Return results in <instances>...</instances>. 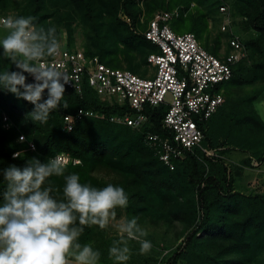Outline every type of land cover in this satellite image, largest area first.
I'll return each instance as SVG.
<instances>
[{"label": "trees", "instance_id": "16d2710c", "mask_svg": "<svg viewBox=\"0 0 264 264\" xmlns=\"http://www.w3.org/2000/svg\"><path fill=\"white\" fill-rule=\"evenodd\" d=\"M29 1L33 3V9L28 16L35 17L36 26L46 30L47 20L55 13L41 10L44 0ZM67 1L84 10L83 17L87 22L91 21V27L95 31L99 28L92 37V43L90 42L93 48L86 47L84 54L87 57L97 56L101 63L113 68H124L115 63L118 53L123 49L140 50L141 61L147 64V55L157 51L156 45L144 36L147 25L156 11H170L174 8L180 11L179 16L174 18L192 16L196 19L193 29L188 32L193 33L199 42L203 39L208 45V48H205L207 51L217 55L223 47L226 53L229 52L230 48L226 45L228 32L219 29L217 39L209 44L208 37H204L207 12L213 11L214 19L221 23L223 15L219 6L223 1L231 8L233 30L241 36V42L247 50V59L233 65L231 77L215 87L217 90L228 87L230 93L223 94L224 102L204 122L202 145L212 153L206 154L196 148L183 154L180 159H172V169L159 159V147L145 138L146 133L157 134L162 139L170 136L171 132L162 126V117L166 110L163 105L155 108L145 106L142 113L146 120L138 129L111 122L108 119L111 115L132 116L135 112L126 103H110L102 99L85 81L80 93L65 86L66 91L61 103H67L68 107L61 106L53 110L47 123L41 124L29 117L34 105L0 88V204L3 202L2 193L7 186L2 170L9 165L23 168L34 158L47 162L59 154L69 158L67 170L75 171L87 167L93 169L109 159H114L115 163L111 162V166L132 185L126 207L128 213L136 215L147 210V203L151 200L150 194L166 201L174 197L173 192L175 196L180 193L182 196L184 193L190 195L189 204L173 214L174 219L190 221V227L175 248L163 259L162 264H199V260L201 264H217L216 259L219 258L220 262V256L224 254H241L242 259L256 256L259 252L258 246L264 241V199L258 194L245 195L235 190V173L223 156L230 151L246 149L249 152L242 161L243 165L255 168L264 161V135L261 133L264 130V122L248 114L251 109L250 102L257 93L254 91L241 97L242 113L237 111L236 101L229 99L235 87L249 83L250 80L244 78L247 72L255 74L257 65L264 68V0H215L211 8L203 6L204 1L196 5L193 0H150L151 8L148 15H144L143 22V12L138 3L144 0H121L117 13L120 11L129 21L113 14V20L102 32L101 8L95 7L91 0ZM191 3L195 5V13L190 12ZM5 6V0H0V10ZM113 8L115 12L116 8ZM0 14L4 13L0 11ZM68 26L66 44L61 46L71 51L76 47H73L72 33ZM119 44L123 49H120ZM139 66L140 64L126 69L134 72ZM27 82L33 81L28 79ZM78 109L98 112L103 114L104 118L82 114L75 119L72 129L67 131L63 127V117L67 114L75 116ZM224 110L227 111L223 113ZM212 121L215 122L214 126H211ZM20 136H23V140L19 139ZM16 153L19 156L13 159ZM74 160L78 162L73 163ZM49 182L54 189L60 186L58 177H51ZM53 196L61 198V192L54 191ZM241 210L244 214L239 215ZM203 234L204 236L200 237ZM206 237L212 242H222L218 245L221 250L218 254L215 253L217 258L206 254L204 249L200 248ZM198 251L201 252L199 257L192 255ZM187 253L191 255L188 261ZM235 260H231V263L243 262Z\"/></svg>", "mask_w": 264, "mask_h": 264}, {"label": "clouds", "instance_id": "9594fccd", "mask_svg": "<svg viewBox=\"0 0 264 264\" xmlns=\"http://www.w3.org/2000/svg\"><path fill=\"white\" fill-rule=\"evenodd\" d=\"M34 21L32 16L0 20L6 32L0 38V56L17 69L0 73V88L34 105L29 117L44 124L53 110L68 107L61 102L71 78L45 62L60 54L55 26L45 30ZM25 73L33 82H27ZM67 165L68 159L58 154L47 162L34 158L23 168L13 164L2 170L7 186L0 204V264H97L101 253L79 238L86 227L107 228L129 198L111 183L102 188L82 184L79 174H66ZM53 176L63 177L62 198L53 196ZM117 228L119 239L113 241L109 256L118 264L130 259L129 241L139 243L141 254L152 249L145 239L148 233L135 218L120 221Z\"/></svg>", "mask_w": 264, "mask_h": 264}, {"label": "built area", "instance_id": "2783aa9c", "mask_svg": "<svg viewBox=\"0 0 264 264\" xmlns=\"http://www.w3.org/2000/svg\"><path fill=\"white\" fill-rule=\"evenodd\" d=\"M219 11L223 15L220 30L229 33L226 45L230 51L227 53H210L193 33H175L168 25L171 18L179 16L180 11L174 9L154 14L147 25L144 36L156 45L157 51L147 55L146 66L152 70L143 76L126 68L107 66L97 56L87 57L83 50L68 51L62 46L58 56L48 57L45 62L55 65L71 78L65 86L80 93L86 81L102 99L110 103H126L135 112L132 116L111 115L108 117L111 122L138 129L146 120L142 113L145 106H165L162 126L171 132L170 136L162 139L157 134L146 133L145 138L159 147V159L172 169V159H180L196 148L211 154L202 145L203 126L224 102L222 89L215 87L227 81L232 75L233 65L246 57L241 36L233 30L229 4L223 1ZM6 18L7 15L0 14V20ZM26 76L33 81L31 76ZM82 114L104 118L98 112L78 109L75 116L67 114L63 117L64 129L70 131L75 119ZM30 146L33 147L32 144ZM62 156L69 162L67 156Z\"/></svg>", "mask_w": 264, "mask_h": 264}, {"label": "rangeland", "instance_id": "374dc122", "mask_svg": "<svg viewBox=\"0 0 264 264\" xmlns=\"http://www.w3.org/2000/svg\"><path fill=\"white\" fill-rule=\"evenodd\" d=\"M92 4L101 8L102 16L100 18V31L106 30V26L114 18L113 14L118 15L119 18L124 21H129L128 17L119 11L120 1L121 0H91ZM161 1V0H158ZM171 2V0H165ZM202 1H204L203 6L206 8H211L214 6L215 0H193V2L198 5ZM152 2V1H151ZM108 3H112L110 5ZM194 3H191V13L196 12V8H194ZM5 8H2V11L8 17L17 18L22 15L23 17H28V13L33 9V3L29 0H5ZM115 7V12L114 8ZM139 8L143 12L141 15L142 22L144 21V15H148V11L151 8L150 0H144V2L138 3ZM230 7V6H229ZM113 8V10H112ZM175 9V8H174ZM172 9V10H174ZM205 9V8H203ZM42 11L53 12L55 13L51 18L47 20L46 29L49 27L55 26L57 30V36L60 40L61 45L66 44L67 36V26L70 28L73 39V47L75 46L77 50H83L86 47H92V37L99 31V28L96 31L91 27V21L87 22V19L84 18V10L75 6L71 2L67 0H44L42 4ZM179 11V9H177ZM204 11V10H203ZM231 11V8H229ZM189 9L186 12L188 15ZM153 13V12H152ZM158 13L156 11L154 14ZM206 14V30L204 31V37L207 36V42L212 43L216 40L218 36V32L220 29V25L218 20H215V13L213 11L207 12ZM153 14V15H154ZM205 14V13H204ZM219 14H217V18ZM140 20V21H141ZM222 21V20H221ZM196 19L190 17H184L180 19L172 18L168 21L169 27L177 34L188 32L193 29ZM221 33V32H220ZM6 35L3 27H0V38ZM220 37V36H219ZM222 38V37H221ZM219 38L221 41L222 39ZM91 42V43H90ZM200 44L204 48H208L207 43L202 39L200 40ZM120 49H123L122 45L119 44ZM225 48H220L219 53H223ZM140 50H120L117 56V60L115 61L117 66L130 68V66L138 65L139 69L134 70L137 74L143 76L146 72H150L152 68L146 66L144 61H141L142 55ZM0 53H2V48H0ZM247 50L246 57L247 59ZM255 60V59H254ZM141 61V62H140ZM246 61V60H245ZM247 63L249 60L246 61ZM257 65V69L255 70V74L251 72H247L244 76L245 79H249V83L241 84L240 86L235 87L232 90V94L229 99L235 100L237 104V111L242 113L241 110L242 102L241 97H245L247 94H252L254 91L257 93L254 99H252L251 109L248 114L254 115V118L264 122V70ZM17 71L15 65L12 64L8 59L0 56V73L4 71ZM27 73H25L26 75ZM222 94L228 95L230 93L228 87H222ZM228 89V90H227ZM227 111L224 110L223 113ZM212 121V125L214 126ZM262 135H264V130H262ZM211 152V150H209ZM248 150H234L224 154L223 158L225 162H227L232 170L235 173L234 176V188L235 190L243 193V194H258L261 195L264 199V161L260 163L255 168H249L243 165V159L248 155ZM212 153V152H211ZM114 159H109L105 163H101L97 165V167L93 169L82 168L75 171H71L70 169L66 170V174L69 173H77L80 176V182L82 184H90L93 187L102 188L107 186V184L111 183L115 186L122 187L125 190V193L129 197V194L132 192V185L129 184L128 179L120 174V172L115 171L114 167L111 166V162H114ZM115 163V162H114ZM58 181L60 182V186H57V190L61 192L62 198V188L64 184L63 177H58ZM59 188V189H58ZM172 199L166 201L161 197L150 194L151 200L147 203V210H143L136 215L132 213H128L126 208H117L116 209V220L110 223V225L101 230L98 226H93L91 228L86 227L83 234L79 238V242L83 244H90L94 250H97L101 253L100 258L97 264H118L114 258L109 256V248L112 246L113 241L119 239L117 224L122 220H131L135 218L137 220V224L140 228L145 230L148 235L145 239H148L152 243V249L146 253H140V245L136 241H129L128 246L130 248V259L126 262V264H162L163 259H165L168 254L171 252L173 248L177 245L180 239L183 237L184 233L190 227V221H183L181 219H174L173 214L176 211H180L183 209L182 207L186 204H189L188 199L189 196L187 193H182L175 196V193H172ZM136 202V201H135ZM143 205V204H142ZM241 215L244 214V211L241 210L239 212ZM204 236L201 235L200 237ZM221 241L212 242V240L208 237L204 239V242L200 246V248L204 249V252L212 257H216V254L221 250L220 245ZM211 246V247H210ZM259 252L255 254L251 259H242L241 254L231 255L224 254L220 256V262L217 258V264H232L231 260L243 261V264H264V241L262 244L258 246ZM217 248V249H216ZM219 248V249H218ZM218 250V251H215ZM216 253V254H215ZM187 261L191 257L189 253H187ZM195 257H199L201 252L198 251L192 254ZM199 260V259H196ZM241 263V264H242ZM177 264H187V262H178ZM189 264V263H188ZM199 264L201 261L199 260ZM237 264V263H235Z\"/></svg>", "mask_w": 264, "mask_h": 264}]
</instances>
